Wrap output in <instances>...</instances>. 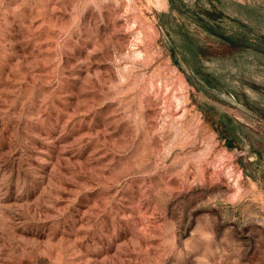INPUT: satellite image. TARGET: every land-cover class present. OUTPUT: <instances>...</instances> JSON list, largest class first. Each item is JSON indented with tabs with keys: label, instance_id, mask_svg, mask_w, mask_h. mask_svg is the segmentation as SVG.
<instances>
[{
	"label": "rangeland",
	"instance_id": "1",
	"mask_svg": "<svg viewBox=\"0 0 264 264\" xmlns=\"http://www.w3.org/2000/svg\"><path fill=\"white\" fill-rule=\"evenodd\" d=\"M0 264H264V0H0Z\"/></svg>",
	"mask_w": 264,
	"mask_h": 264
}]
</instances>
